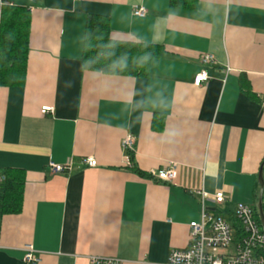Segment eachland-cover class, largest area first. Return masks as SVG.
<instances>
[{
    "label": "crops",
    "instance_id": "crops-1",
    "mask_svg": "<svg viewBox=\"0 0 264 264\" xmlns=\"http://www.w3.org/2000/svg\"><path fill=\"white\" fill-rule=\"evenodd\" d=\"M5 6L28 11L29 29L24 81L0 87V175L12 180L0 212V264H25L27 245L37 264L90 257L165 264L172 250L186 249L188 226L199 220L195 190L223 192V204L205 205L231 226L237 204L255 207L264 160V0ZM137 7L143 17L133 14ZM95 16L108 20L113 40L162 51L146 75L82 69L85 24ZM202 71L208 80L195 86ZM126 135L134 141L130 166ZM50 164L68 170L53 173ZM169 164L178 166L173 182L151 177Z\"/></svg>",
    "mask_w": 264,
    "mask_h": 264
},
{
    "label": "built area",
    "instance_id": "built-area-1",
    "mask_svg": "<svg viewBox=\"0 0 264 264\" xmlns=\"http://www.w3.org/2000/svg\"><path fill=\"white\" fill-rule=\"evenodd\" d=\"M7 5V0H0V7ZM10 5V4H9ZM133 14L143 17L145 10L141 7L134 9ZM211 56H204L203 63L211 62ZM208 80L206 72H200L193 84L200 86ZM264 107V101H263ZM50 108H42L41 113L51 112ZM121 148L125 152V162L130 166L129 155L133 154L134 141L130 135H126ZM88 167L96 166L95 160L88 158L84 162ZM53 173H62L68 167L50 164ZM178 173L177 164H169L167 167L151 172V177L157 181L171 183ZM199 196L200 217L197 222L189 224L188 246L184 250H172L165 264H264V230L255 220L254 210L244 204H237L232 218L240 226V233L215 211L207 209L205 203L212 200L215 205H221L226 201L223 192H217L212 197L203 190H195ZM23 262L25 264H37L39 259L30 245L24 247ZM89 264H123L119 259L90 257Z\"/></svg>",
    "mask_w": 264,
    "mask_h": 264
},
{
    "label": "trees",
    "instance_id": "trees-1",
    "mask_svg": "<svg viewBox=\"0 0 264 264\" xmlns=\"http://www.w3.org/2000/svg\"><path fill=\"white\" fill-rule=\"evenodd\" d=\"M28 29V11L22 8L3 7L0 26V87L19 86L24 81ZM161 54L159 48L149 44L113 40L106 18L95 16L86 21L81 58L83 70L104 75L144 76L150 61ZM129 159L133 162V154L129 155ZM5 172H1L0 175L1 213L4 211L8 184L12 182ZM254 217L260 224L255 207ZM231 223L236 233H240V226L234 218H231Z\"/></svg>",
    "mask_w": 264,
    "mask_h": 264
},
{
    "label": "water",
    "instance_id": "water-1",
    "mask_svg": "<svg viewBox=\"0 0 264 264\" xmlns=\"http://www.w3.org/2000/svg\"><path fill=\"white\" fill-rule=\"evenodd\" d=\"M263 169L264 160L259 167V172L257 176V184L259 186V192L257 196V202L255 205V210L257 212L259 223L264 230V206H263V195H264V180H263Z\"/></svg>",
    "mask_w": 264,
    "mask_h": 264
},
{
    "label": "rangeland",
    "instance_id": "rangeland-1",
    "mask_svg": "<svg viewBox=\"0 0 264 264\" xmlns=\"http://www.w3.org/2000/svg\"><path fill=\"white\" fill-rule=\"evenodd\" d=\"M263 206H264V195H263ZM250 207L254 210V206H250ZM221 217L223 219H227L228 218V216L226 214H223Z\"/></svg>",
    "mask_w": 264,
    "mask_h": 264
}]
</instances>
